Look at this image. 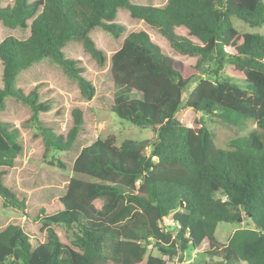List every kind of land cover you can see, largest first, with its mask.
Returning <instances> with one entry per match:
<instances>
[{"label": "trees", "instance_id": "16d2710c", "mask_svg": "<svg viewBox=\"0 0 264 264\" xmlns=\"http://www.w3.org/2000/svg\"><path fill=\"white\" fill-rule=\"evenodd\" d=\"M2 1L0 24L28 30V36L0 41V205L26 219L35 213L32 220L46 241L34 246L31 230L10 223L0 230V264H167L149 255L148 245L169 259L180 255L182 262V254L204 242L206 264H264V35H241L231 23L234 17L252 28L263 26L264 0H166L162 8L132 0H9L5 6ZM122 9L131 20L154 28L175 56L195 64L167 55L145 31L124 35L125 26L116 22ZM96 29L120 40L108 58L110 111L151 130L156 139L119 146L113 136L95 140L74 158L72 176L52 205L57 209L31 210V196L4 183L24 150L22 140L27 141L8 116L2 120L8 101L29 111L23 126L33 130L29 141L41 138L45 156L77 150L79 134L91 128L84 112L73 108L71 122L59 133V124L43 117L59 114V99L41 98V84L32 86L35 79L28 90L18 80L50 61L81 100H92L96 87L64 49L74 43L103 67L107 56L92 37ZM183 107L235 127L252 121L259 132L219 149L201 121L187 127L178 119ZM97 200L104 201L100 210ZM244 217L247 227L236 229L224 244L217 241L218 224H239ZM165 218L175 228L164 225ZM55 228L65 231L69 246Z\"/></svg>", "mask_w": 264, "mask_h": 264}, {"label": "rangeland", "instance_id": "374dc122", "mask_svg": "<svg viewBox=\"0 0 264 264\" xmlns=\"http://www.w3.org/2000/svg\"><path fill=\"white\" fill-rule=\"evenodd\" d=\"M9 3V0H3L2 6ZM132 3L143 5V6H155L164 7L166 0H132ZM123 12H119L116 22L125 26L127 34L130 31H145L150 39L157 44L164 53L167 55L182 61L187 65H194L195 59L182 58L179 54L174 55L168 42L162 38L158 32L151 27L146 26L138 21H133L129 18L128 14L122 9ZM128 12V11H127ZM231 23L239 34H261L264 35V25L261 27L252 28L242 21L231 17ZM95 31H98L97 33ZM92 33L93 39L100 47L105 51L107 56L106 64L103 67H98L78 45H72L64 49L65 56L73 60H78L79 65L84 68L85 76L92 82L96 87V94L90 101H84L79 98V94L76 89L70 85L68 81L61 75L59 70L50 62L44 61L34 66L29 74L25 73L19 77V86L26 88L27 90L32 88L34 85H40L41 98L55 96L59 103V114L52 112L51 114L43 115L45 121H51L59 124V133H63L65 125L71 122L72 118L70 112L73 108H80L84 112L85 122L91 125V128L86 129L80 133L75 146L78 149L71 153H55L50 152L45 156V149L40 137H33L29 141L30 136L34 135L32 129L23 126L24 122L29 118V111L25 107L17 106L13 101H8L7 111L4 114L8 118L6 121L11 122V125H16L22 129V139L27 138V141L22 140L24 150L22 154L16 159L13 169L8 170L4 183L13 192L20 194L24 197L31 196L29 198L28 207L31 206V210L38 209L39 206H52L53 203L57 202V199L62 196L64 186L66 182L71 178V166L74 158L78 152L85 146L90 145L97 139H105L109 136H113L117 146L122 141L132 140L136 142L142 141H154L156 139L155 134L149 129H143L133 126L129 122L119 119L114 113L110 111L113 98V85H111V78L109 73V61L108 58L114 53L120 46V40L109 39V36H104L101 29H96ZM95 32V33H94ZM179 34H186L185 31L178 29ZM13 36L17 39H25L28 36V30L20 29H9L0 24V41L7 36ZM101 36V37H100ZM107 37V38H106ZM80 44V43H78ZM2 66L0 64V74ZM27 72V71H25ZM204 76H198L193 80L192 85L188 88L183 99H186L188 92L194 85ZM32 79L33 84L31 87H25L30 84ZM2 82L0 80V87ZM29 86V85H28ZM178 119L187 127L195 126L200 121L204 126L211 132L214 145L219 149H227L228 143L235 138H244L252 132H259L256 125L252 121H246L244 126L235 127L226 123H223L219 118L207 117L199 113L193 112L191 109L183 107L178 115ZM29 137V138H28ZM144 154L148 155L149 150L147 149ZM57 161L65 164V168L61 169L57 165ZM34 196V198L32 197ZM217 197H220L217 195ZM38 198L42 201L36 204ZM39 199V200H41ZM104 201L97 200L94 203L96 210H100ZM36 204V205H35ZM57 209V205L48 207L46 213L50 214ZM36 212V210H35ZM35 213L31 218L22 217L17 211L14 210H3L0 205V230L10 223L21 224L25 228L32 231L33 245L40 244L46 241L45 236L41 231H38L39 226L34 225ZM246 221H240L238 223H220L217 225L215 231V238L220 243L224 244L232 233L239 228L247 227ZM170 228H175L173 225H167ZM252 228V226H249ZM59 240L69 246V240L65 231L62 228H55ZM207 242H204L201 246L194 249H189L183 255V261H179V256L174 259H167V264H206L210 262V258L204 254L207 250ZM147 253L155 257H161L156 249L151 245L147 247ZM244 264V263H243Z\"/></svg>", "mask_w": 264, "mask_h": 264}, {"label": "built area", "instance_id": "2783aa9c", "mask_svg": "<svg viewBox=\"0 0 264 264\" xmlns=\"http://www.w3.org/2000/svg\"><path fill=\"white\" fill-rule=\"evenodd\" d=\"M164 225H173L168 219H164ZM168 257H164V260L167 262Z\"/></svg>", "mask_w": 264, "mask_h": 264}, {"label": "water", "instance_id": "95a60500", "mask_svg": "<svg viewBox=\"0 0 264 264\" xmlns=\"http://www.w3.org/2000/svg\"><path fill=\"white\" fill-rule=\"evenodd\" d=\"M244 221H247L248 220V218L247 217H244V218H242ZM242 219H239L238 221L240 222V221H242Z\"/></svg>", "mask_w": 264, "mask_h": 264}]
</instances>
